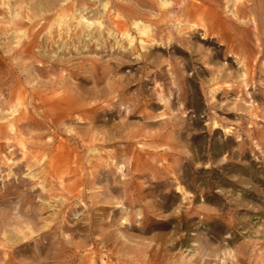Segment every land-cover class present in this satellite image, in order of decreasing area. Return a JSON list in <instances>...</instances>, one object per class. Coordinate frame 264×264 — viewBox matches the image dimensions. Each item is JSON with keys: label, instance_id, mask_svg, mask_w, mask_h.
<instances>
[{"label": "rangeland", "instance_id": "374dc122", "mask_svg": "<svg viewBox=\"0 0 264 264\" xmlns=\"http://www.w3.org/2000/svg\"><path fill=\"white\" fill-rule=\"evenodd\" d=\"M0 264H264V0H0Z\"/></svg>", "mask_w": 264, "mask_h": 264}]
</instances>
